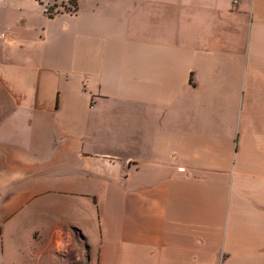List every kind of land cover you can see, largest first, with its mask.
Here are the masks:
<instances>
[{
  "label": "crops",
  "instance_id": "1",
  "mask_svg": "<svg viewBox=\"0 0 264 264\" xmlns=\"http://www.w3.org/2000/svg\"><path fill=\"white\" fill-rule=\"evenodd\" d=\"M0 0V264H264V0Z\"/></svg>",
  "mask_w": 264,
  "mask_h": 264
},
{
  "label": "rangeland",
  "instance_id": "2",
  "mask_svg": "<svg viewBox=\"0 0 264 264\" xmlns=\"http://www.w3.org/2000/svg\"><path fill=\"white\" fill-rule=\"evenodd\" d=\"M42 2L44 3H46L47 1L46 0H42ZM64 6V7H63ZM63 6H58V7H56L55 8V11L54 10H52V13L54 14L55 12H61V11H65V12H68V11H71L72 12V10L74 9V6H72V5H69V4H63ZM51 9H53L52 7H51Z\"/></svg>",
  "mask_w": 264,
  "mask_h": 264
},
{
  "label": "trees",
  "instance_id": "3",
  "mask_svg": "<svg viewBox=\"0 0 264 264\" xmlns=\"http://www.w3.org/2000/svg\"><path fill=\"white\" fill-rule=\"evenodd\" d=\"M67 4L74 6V9L72 10V12L74 10H76V5H77L76 0H67ZM61 6H63V4ZM45 11H46V14H48L49 16H52L53 15L51 7H46L45 8Z\"/></svg>",
  "mask_w": 264,
  "mask_h": 264
},
{
  "label": "built area",
  "instance_id": "4",
  "mask_svg": "<svg viewBox=\"0 0 264 264\" xmlns=\"http://www.w3.org/2000/svg\"><path fill=\"white\" fill-rule=\"evenodd\" d=\"M234 1H236V0H234Z\"/></svg>",
  "mask_w": 264,
  "mask_h": 264
}]
</instances>
